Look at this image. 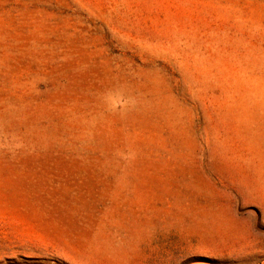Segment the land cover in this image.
<instances>
[{
    "label": "rangeland",
    "instance_id": "obj_1",
    "mask_svg": "<svg viewBox=\"0 0 264 264\" xmlns=\"http://www.w3.org/2000/svg\"><path fill=\"white\" fill-rule=\"evenodd\" d=\"M0 264H264V0H0Z\"/></svg>",
    "mask_w": 264,
    "mask_h": 264
}]
</instances>
